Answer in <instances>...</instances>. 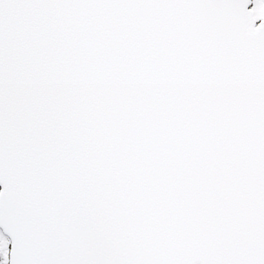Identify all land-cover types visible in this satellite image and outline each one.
Returning <instances> with one entry per match:
<instances>
[{
    "label": "snow or ice",
    "instance_id": "1",
    "mask_svg": "<svg viewBox=\"0 0 264 264\" xmlns=\"http://www.w3.org/2000/svg\"><path fill=\"white\" fill-rule=\"evenodd\" d=\"M0 264H264V0H0Z\"/></svg>",
    "mask_w": 264,
    "mask_h": 264
}]
</instances>
